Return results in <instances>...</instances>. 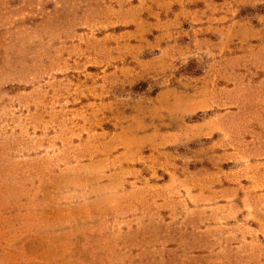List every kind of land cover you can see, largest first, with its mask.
Wrapping results in <instances>:
<instances>
[{"label": "rangeland", "instance_id": "374dc122", "mask_svg": "<svg viewBox=\"0 0 264 264\" xmlns=\"http://www.w3.org/2000/svg\"><path fill=\"white\" fill-rule=\"evenodd\" d=\"M0 264H264V0H0Z\"/></svg>", "mask_w": 264, "mask_h": 264}]
</instances>
